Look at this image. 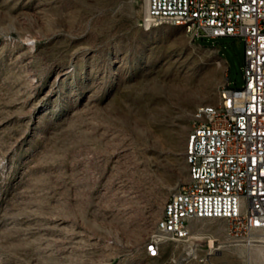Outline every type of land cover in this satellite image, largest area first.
I'll list each match as a JSON object with an SVG mask.
<instances>
[{
  "label": "rangeland",
  "instance_id": "374dc122",
  "mask_svg": "<svg viewBox=\"0 0 264 264\" xmlns=\"http://www.w3.org/2000/svg\"><path fill=\"white\" fill-rule=\"evenodd\" d=\"M144 9L0 0V264H264L215 218L147 252L195 110L244 84V40L147 29Z\"/></svg>",
  "mask_w": 264,
  "mask_h": 264
},
{
  "label": "built area",
  "instance_id": "2783aa9c",
  "mask_svg": "<svg viewBox=\"0 0 264 264\" xmlns=\"http://www.w3.org/2000/svg\"><path fill=\"white\" fill-rule=\"evenodd\" d=\"M180 19L198 23L196 39L242 37L244 84L228 80L225 113L194 122L188 181L147 252L191 237L190 224L204 218L224 219L229 236L264 245V0H145L143 26Z\"/></svg>",
  "mask_w": 264,
  "mask_h": 264
},
{
  "label": "bare ground",
  "instance_id": "6f19581e",
  "mask_svg": "<svg viewBox=\"0 0 264 264\" xmlns=\"http://www.w3.org/2000/svg\"><path fill=\"white\" fill-rule=\"evenodd\" d=\"M164 22L172 23V24H176V25H182V26L186 27V29L191 33V35L194 39H196V37L198 36V23L194 22V19H180L178 21H164ZM164 22L154 23V24L144 25V26L147 29H149L152 26L159 25V24L164 23ZM227 84H228V81L225 85H227ZM226 110H227L226 93H225V89L223 88L215 103L209 104V105H202L195 110L194 122L202 120V115H204V116L219 115V114L225 113ZM193 137H194V125L192 127V130L189 132V134L187 136V141H186V161H187V164L189 167V173H190V168H192V164H193V148H192ZM174 193H176V191ZM174 193H172L168 197V199L166 200V202L164 204L161 223L163 222V219H164V211H170L171 202H172V198L174 197ZM161 223H160V228H161ZM214 241H215V239L213 237H211L209 239L210 245H213Z\"/></svg>",
  "mask_w": 264,
  "mask_h": 264
},
{
  "label": "trees",
  "instance_id": "16d2710c",
  "mask_svg": "<svg viewBox=\"0 0 264 264\" xmlns=\"http://www.w3.org/2000/svg\"><path fill=\"white\" fill-rule=\"evenodd\" d=\"M203 40V39H202Z\"/></svg>",
  "mask_w": 264,
  "mask_h": 264
}]
</instances>
